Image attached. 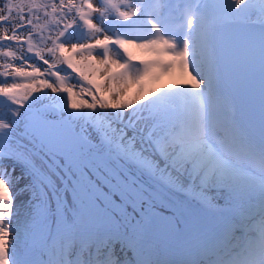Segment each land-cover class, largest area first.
Here are the masks:
<instances>
[{
    "label": "snow or ice",
    "instance_id": "1",
    "mask_svg": "<svg viewBox=\"0 0 264 264\" xmlns=\"http://www.w3.org/2000/svg\"><path fill=\"white\" fill-rule=\"evenodd\" d=\"M0 98V264H264V0H0Z\"/></svg>",
    "mask_w": 264,
    "mask_h": 264
},
{
    "label": "bare ground",
    "instance_id": "2",
    "mask_svg": "<svg viewBox=\"0 0 264 264\" xmlns=\"http://www.w3.org/2000/svg\"><path fill=\"white\" fill-rule=\"evenodd\" d=\"M64 74L65 73H62V75H64ZM45 95H50V94H45ZM51 99L54 100L61 107H66L67 101H66V97H64L63 95L52 96ZM5 110H6L5 103H4L3 99L0 98V115H2ZM97 113L99 115H101L102 117L107 116L110 119L115 118L112 113L104 112L103 110H97ZM93 115H95V114H93Z\"/></svg>",
    "mask_w": 264,
    "mask_h": 264
},
{
    "label": "rangeland",
    "instance_id": "3",
    "mask_svg": "<svg viewBox=\"0 0 264 264\" xmlns=\"http://www.w3.org/2000/svg\"><path fill=\"white\" fill-rule=\"evenodd\" d=\"M111 113V112H110Z\"/></svg>",
    "mask_w": 264,
    "mask_h": 264
}]
</instances>
